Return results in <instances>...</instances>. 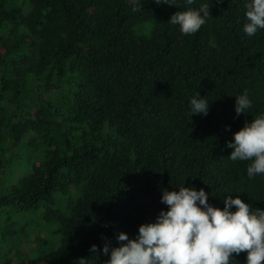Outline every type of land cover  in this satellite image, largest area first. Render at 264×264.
Instances as JSON below:
<instances>
[{
  "label": "trees",
  "instance_id": "16d2710c",
  "mask_svg": "<svg viewBox=\"0 0 264 264\" xmlns=\"http://www.w3.org/2000/svg\"><path fill=\"white\" fill-rule=\"evenodd\" d=\"M204 2L0 0V264H106L90 246L134 239L167 210L162 189L185 180L214 207L239 195L264 210V176L249 179L226 147L264 113V30L243 32L246 0H212L193 35L168 23ZM196 92L207 116L189 117ZM245 92L253 108L236 117ZM27 215L55 225L57 244L21 247Z\"/></svg>",
  "mask_w": 264,
  "mask_h": 264
},
{
  "label": "clouds",
  "instance_id": "9594fccd",
  "mask_svg": "<svg viewBox=\"0 0 264 264\" xmlns=\"http://www.w3.org/2000/svg\"><path fill=\"white\" fill-rule=\"evenodd\" d=\"M152 2L180 8V0ZM194 3L195 0H184L186 5ZM212 7V0H207L199 7L176 12L168 23L178 26L182 35H193L211 18ZM244 20L246 36L253 37L264 30V0H246ZM209 107L208 100L196 92L188 104L189 117L207 116ZM252 108L247 92L235 96L236 117ZM225 130L230 131V127L226 126ZM226 147L232 149L230 161L248 162L249 179L264 176V113L251 123L245 122ZM185 181L171 191L162 189L160 203L167 210H161L154 223L140 225L134 239L121 232L116 236L120 246L112 247L107 237H101L102 246L93 244L89 251L109 256L106 264H237L233 254L239 256L245 252V264H264V210L252 209L239 195L225 196L222 209L214 207L204 189L186 187ZM79 261L87 264L88 259Z\"/></svg>",
  "mask_w": 264,
  "mask_h": 264
},
{
  "label": "rangeland",
  "instance_id": "374dc122",
  "mask_svg": "<svg viewBox=\"0 0 264 264\" xmlns=\"http://www.w3.org/2000/svg\"><path fill=\"white\" fill-rule=\"evenodd\" d=\"M151 27L149 24L140 25L136 27V32L138 33H148L150 31ZM18 171L20 173H18ZM29 171L28 168L25 166L20 165L18 169H14L13 176L19 175L21 173ZM29 215L25 216L24 218L19 217V221L22 223L21 227L23 229V233L20 234V243L21 247H24L25 250L33 251L34 247L36 246L37 239L41 238V244L44 248L47 247V245H56L57 240L59 238V231L57 230V227L55 225L50 226L46 230L42 229L37 224H32L29 220Z\"/></svg>",
  "mask_w": 264,
  "mask_h": 264
}]
</instances>
